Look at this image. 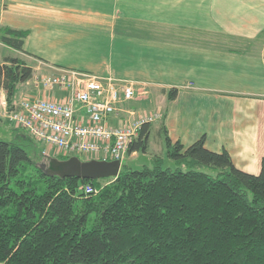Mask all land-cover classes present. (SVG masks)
Masks as SVG:
<instances>
[{"label": "trees", "instance_id": "obj_1", "mask_svg": "<svg viewBox=\"0 0 264 264\" xmlns=\"http://www.w3.org/2000/svg\"><path fill=\"white\" fill-rule=\"evenodd\" d=\"M26 36L2 28L0 44L21 52ZM32 75L20 59L0 62L7 110ZM14 130L0 139L1 264H264V159L257 176L246 174L203 138L185 149L165 133L172 166L152 157L102 185L46 176L31 156L40 148ZM149 133L142 125L128 155L146 154Z\"/></svg>", "mask_w": 264, "mask_h": 264}, {"label": "crops", "instance_id": "obj_2", "mask_svg": "<svg viewBox=\"0 0 264 264\" xmlns=\"http://www.w3.org/2000/svg\"><path fill=\"white\" fill-rule=\"evenodd\" d=\"M2 28L27 33L21 52L0 47L12 53L3 58L20 59L33 72L12 104L60 100L63 92L44 91L36 80L63 72L135 83L143 93L108 119L110 127L130 126L133 104H153L154 113L163 108L164 140L166 133L186 149L203 138L239 171L260 173L264 0H0Z\"/></svg>", "mask_w": 264, "mask_h": 264}, {"label": "built area", "instance_id": "obj_3", "mask_svg": "<svg viewBox=\"0 0 264 264\" xmlns=\"http://www.w3.org/2000/svg\"><path fill=\"white\" fill-rule=\"evenodd\" d=\"M36 83L44 91L58 89L64 96L60 100L42 97L12 104L6 119L65 157L82 155L121 162L137 137V129L158 117H147L133 127L108 125V119L123 113L125 103L141 94L131 83H117L112 78L84 72H63L57 77L40 78ZM82 190L85 194L95 192L91 185Z\"/></svg>", "mask_w": 264, "mask_h": 264}, {"label": "rangeland", "instance_id": "obj_4", "mask_svg": "<svg viewBox=\"0 0 264 264\" xmlns=\"http://www.w3.org/2000/svg\"><path fill=\"white\" fill-rule=\"evenodd\" d=\"M0 50H2V54H0V62L3 59L2 56H6V55L7 56H11L12 55V53H9L7 51V49L5 50L4 48L0 47ZM77 73H79V72H77ZM87 74H90V73H87ZM93 76H95V75H93ZM95 77H97V76H95ZM107 78L111 79V77H107ZM112 79H114V78H112ZM116 81H117V83H122L123 82V81H118V80L114 79V82H116ZM125 83H129V82H125ZM132 85H133L135 91H139V92L143 93L142 88H140L141 85H138V84H135V83L132 84ZM3 93L0 94V139L11 140L17 134L16 133V134L13 135V133L16 132V130H14V129H16L17 127H14L6 119V114L8 112V110H7L8 108L6 106L5 94L3 95ZM17 96H18V98L20 97L19 95H17ZM140 98L141 97H139V99ZM136 99H137V97L134 100H136ZM18 100H15L16 102H14V104H18L20 102ZM20 100L21 101H25V100H28V99H24V100L20 99ZM2 101H4V102L2 103ZM141 105L138 106L137 104L136 105L133 104V106H134L133 108H135L136 110H135V114L132 115L134 120L132 119L133 123L131 124L132 126L130 125L131 127H133L138 122L146 120L145 118H147V117H156V114H159L157 116H160V117H157L156 120H153V122L149 123L150 125H152V129L150 130L149 144H148V149H147L146 154H142V153H138L137 152L133 157L130 156L131 154H129V155L126 154L125 158L121 161V166H125V167H127V168H129L131 170H139L142 166L148 165L150 163V158L157 156V157H160V158H162L164 160V166L170 167V166H172V162L166 158V146H165L164 135H163V131L160 129L161 120H162V117H163V110H162L163 108L161 109V112L154 113L153 104L147 105L144 102ZM129 110L130 111H134L132 108H130ZM126 116L128 117V115H126ZM120 126L121 127H126L124 124H122ZM137 131L139 132V129H137ZM31 140L41 150L40 154H36V155L35 154H31L32 157L36 156V158L34 157V159H35V161H37V163L40 162V164L41 163L47 164L50 158L58 159V158H61V157H65V156L61 155L59 152H57L56 150H52V148H50V147H45L44 145H41L39 142H36L32 138H31ZM76 157H78L82 161L91 159V157H89V156H82V155H79V156H76ZM94 159H96V158H94ZM108 180L109 179L101 180L100 183L102 185H104V184L107 183Z\"/></svg>", "mask_w": 264, "mask_h": 264}, {"label": "water", "instance_id": "obj_5", "mask_svg": "<svg viewBox=\"0 0 264 264\" xmlns=\"http://www.w3.org/2000/svg\"><path fill=\"white\" fill-rule=\"evenodd\" d=\"M40 168L49 177L100 180L116 178L121 166L118 161H82L73 156L66 160L50 158L47 164L41 163Z\"/></svg>", "mask_w": 264, "mask_h": 264}]
</instances>
